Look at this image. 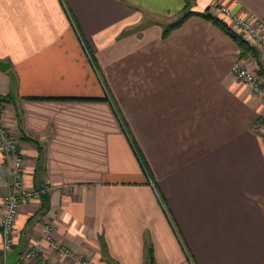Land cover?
<instances>
[{"label": "crops", "instance_id": "obj_1", "mask_svg": "<svg viewBox=\"0 0 264 264\" xmlns=\"http://www.w3.org/2000/svg\"><path fill=\"white\" fill-rule=\"evenodd\" d=\"M211 2L264 22V0H0L4 116L23 186L48 194L41 215L37 197L19 207L13 245L48 224L91 264H105L101 248L112 264H143L145 242L154 264H264V122L251 129L260 102L229 73L256 62L195 16L161 38ZM0 181L1 202V154Z\"/></svg>", "mask_w": 264, "mask_h": 264}, {"label": "built area", "instance_id": "obj_2", "mask_svg": "<svg viewBox=\"0 0 264 264\" xmlns=\"http://www.w3.org/2000/svg\"><path fill=\"white\" fill-rule=\"evenodd\" d=\"M208 11L212 16L223 21L228 29L248 46L264 51V22L261 19L250 12L242 15L233 13L216 2L209 4ZM229 73L259 100L260 110L251 129L260 130L259 125L264 122V80L239 59L231 64ZM3 107L4 102L0 101V154L7 167L9 183L6 185L7 192L0 202V264H5L4 257L13 248L12 226L19 207L33 198H38L39 193L23 186V157L18 140L14 136L17 130L16 124L5 119ZM50 230V225H43L41 239L30 244L19 259L28 264H50L40 255V240H43L48 242L53 249L55 259L62 264L67 261L91 264L85 258L75 256L68 247L56 245L51 241Z\"/></svg>", "mask_w": 264, "mask_h": 264}, {"label": "trees", "instance_id": "obj_3", "mask_svg": "<svg viewBox=\"0 0 264 264\" xmlns=\"http://www.w3.org/2000/svg\"><path fill=\"white\" fill-rule=\"evenodd\" d=\"M191 16H195V17H198L202 20L208 21L212 26L217 28L220 32H222L225 36H227L230 40H232L234 42V44L237 46V48L239 50V54H238L239 58L243 57L245 55L251 56V58H253V60L256 62V67H257L256 74L258 76L264 74V70L261 67L260 63L258 62V57L255 53V50L252 47H249L244 41H242L238 36H236L233 32H231L230 29H228L227 25L223 21L212 16L209 13L208 8H206L201 13L183 10V12L180 14V16L177 19L166 24L165 26H163L161 28V38H165L169 34V32H171L172 30L181 26L182 23L187 18H189ZM30 99L36 100L37 98H30ZM61 100H92V99L61 98ZM0 101H2L4 103H11L12 102L11 98L9 96L3 97V98L0 97ZM21 140H23L25 142H33L29 138L22 137V136H21ZM137 159L139 160V163L145 172V168L143 166L142 161L140 160L139 157H137ZM38 192H39L38 193L39 209H38V212L36 213V215H41L42 213L45 212V210L47 208L48 194H47V190H45V189H39ZM159 202H160V200H159ZM24 235H25L24 231H22L21 234L19 235V240L22 239V252H24V250H25ZM101 247H103V246H101ZM21 255H22V253H21ZM101 256H102V259L105 261V264H112V262L108 259V257H106L104 248H101ZM143 257H144V263L143 264H154L153 259H152V250H151V247H150L148 242L144 243Z\"/></svg>", "mask_w": 264, "mask_h": 264}, {"label": "water", "instance_id": "obj_4", "mask_svg": "<svg viewBox=\"0 0 264 264\" xmlns=\"http://www.w3.org/2000/svg\"><path fill=\"white\" fill-rule=\"evenodd\" d=\"M8 63L0 61V71H5L8 68ZM22 253V239L18 241L14 248H12L4 257L5 264H25L19 259Z\"/></svg>", "mask_w": 264, "mask_h": 264}, {"label": "rangeland", "instance_id": "obj_5", "mask_svg": "<svg viewBox=\"0 0 264 264\" xmlns=\"http://www.w3.org/2000/svg\"><path fill=\"white\" fill-rule=\"evenodd\" d=\"M4 117H5V119L7 120V117H6V116H4ZM22 183H23V182H22ZM160 204H161V203H160ZM160 206L163 208V205H160ZM165 210H166V209L163 208V212H165ZM165 213H166V212H165ZM12 228H13V227H12ZM15 245H16V244L13 245V248L15 247ZM24 263H25V262H24ZM25 264H26V263H25Z\"/></svg>", "mask_w": 264, "mask_h": 264}]
</instances>
